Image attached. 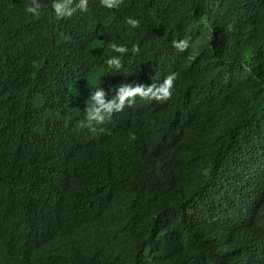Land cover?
I'll return each instance as SVG.
<instances>
[{
  "label": "trees",
  "instance_id": "trees-1",
  "mask_svg": "<svg viewBox=\"0 0 264 264\" xmlns=\"http://www.w3.org/2000/svg\"><path fill=\"white\" fill-rule=\"evenodd\" d=\"M92 2L86 10L71 2V16L57 19L49 0H36L38 16L26 13L32 0H0V45L11 50L0 79L10 114L0 130L32 127L21 159L0 143L8 171L0 187L10 189L0 203L15 204L0 205V264H264V0H125L149 46L170 53L169 71L190 72L176 52L189 55L193 83H209L215 102L204 106L216 118L199 125L154 102L136 101L124 116L159 128L158 154L181 187L177 203L147 206L117 187L103 151L112 135L92 140L69 122L58 139L50 125L85 99L78 81L87 72L106 74L112 88L137 83L121 61L106 64L119 57L108 46L116 42L83 28ZM163 119L173 123L164 128ZM229 175L251 178L248 191L229 187Z\"/></svg>",
  "mask_w": 264,
  "mask_h": 264
},
{
  "label": "clouds",
  "instance_id": "clouds-1",
  "mask_svg": "<svg viewBox=\"0 0 264 264\" xmlns=\"http://www.w3.org/2000/svg\"><path fill=\"white\" fill-rule=\"evenodd\" d=\"M86 1L49 0L52 13L57 15V19H66L71 16L75 10L74 7L68 6L71 2L81 10H86ZM92 1L91 7L86 12L83 28L88 33L116 42H110L108 46L118 52L119 57L109 56L105 61L106 64L109 68L113 66L119 68L121 61L125 73L134 78L137 83L121 84L117 88H112L111 81L106 74L100 71L87 72L78 81L85 91V99L76 110L67 108L63 113L65 115L58 117L62 122L51 117L50 125L58 130V139L62 136L67 137L65 132L69 130L67 125L69 122L73 123L76 133L81 132V136L87 138L91 136L92 140L107 139L112 135L103 151L121 192L132 196L146 206L160 202L177 203L181 197V187L177 186L173 179L175 173L166 167L165 160L158 154L159 147L154 142V138L163 142L159 128L156 126L152 132L145 126H131L124 116L129 114L134 102L140 101L176 106L184 118L193 121V125L212 121L216 118L213 108L204 106L205 100L215 103L205 94L209 83H193L190 56L181 55L180 52H176V57L190 68V72L169 71L166 59L170 53L160 51L156 46H149L147 28L138 25L137 19L131 18L124 12L125 0H100L101 6L105 9H115L113 13H108L104 9L99 11L95 0ZM25 10L33 16L40 15L41 11L36 0H32ZM173 43L178 50H183L187 46L186 39ZM80 66L86 69L88 65ZM10 67L11 50L0 45V79L8 76ZM9 114L10 104L7 98L3 97L0 100V124ZM33 122L40 124L37 121ZM172 123L169 119L158 122L164 128ZM4 126L3 132L0 130V135H2L0 143L16 154V160L21 159L22 155H26L32 127L21 126L11 129L7 123ZM181 131L178 133L182 138ZM32 166L29 165V169ZM227 177L226 183L229 187L242 188L246 192L251 186L249 184L252 183L251 178L243 180L237 176ZM0 178H8L6 168L0 170ZM9 191V188L0 187V199L7 198ZM0 205L15 206L12 203H0ZM106 213L111 217L110 212ZM248 214L245 211V215ZM161 232L155 235L156 246L164 231ZM113 244L118 245L116 241H113ZM153 261L154 259L144 264H152Z\"/></svg>",
  "mask_w": 264,
  "mask_h": 264
}]
</instances>
